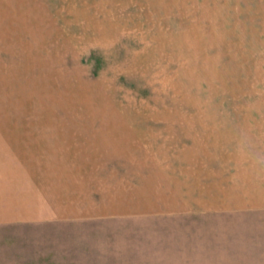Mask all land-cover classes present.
Wrapping results in <instances>:
<instances>
[{
  "label": "rangeland",
  "instance_id": "374dc122",
  "mask_svg": "<svg viewBox=\"0 0 264 264\" xmlns=\"http://www.w3.org/2000/svg\"><path fill=\"white\" fill-rule=\"evenodd\" d=\"M116 1L0 38V264H264V0Z\"/></svg>",
  "mask_w": 264,
  "mask_h": 264
},
{
  "label": "crops",
  "instance_id": "0c3cea01",
  "mask_svg": "<svg viewBox=\"0 0 264 264\" xmlns=\"http://www.w3.org/2000/svg\"><path fill=\"white\" fill-rule=\"evenodd\" d=\"M111 4L112 0H0V38L23 41L42 36L37 32L40 30L97 29L104 20H110ZM98 21L101 23L96 24ZM12 175L0 176L1 191L15 189L16 179ZM30 189H36L33 182ZM0 219L9 220L5 216Z\"/></svg>",
  "mask_w": 264,
  "mask_h": 264
},
{
  "label": "clouds",
  "instance_id": "9594fccd",
  "mask_svg": "<svg viewBox=\"0 0 264 264\" xmlns=\"http://www.w3.org/2000/svg\"><path fill=\"white\" fill-rule=\"evenodd\" d=\"M250 167L256 172H264V151H257L249 157Z\"/></svg>",
  "mask_w": 264,
  "mask_h": 264
}]
</instances>
